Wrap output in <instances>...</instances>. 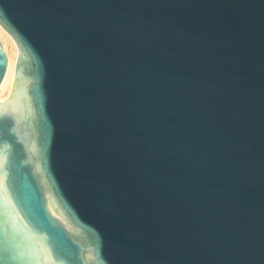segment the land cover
I'll return each instance as SVG.
<instances>
[{
	"label": "water",
	"instance_id": "obj_1",
	"mask_svg": "<svg viewBox=\"0 0 264 264\" xmlns=\"http://www.w3.org/2000/svg\"><path fill=\"white\" fill-rule=\"evenodd\" d=\"M0 29L8 264H264V0H0Z\"/></svg>",
	"mask_w": 264,
	"mask_h": 264
},
{
	"label": "bare ground",
	"instance_id": "obj_2",
	"mask_svg": "<svg viewBox=\"0 0 264 264\" xmlns=\"http://www.w3.org/2000/svg\"><path fill=\"white\" fill-rule=\"evenodd\" d=\"M0 38L9 58L8 70L0 86V101H4L8 99L13 91L18 49L12 37L2 29H0Z\"/></svg>",
	"mask_w": 264,
	"mask_h": 264
},
{
	"label": "snow or ice",
	"instance_id": "obj_3",
	"mask_svg": "<svg viewBox=\"0 0 264 264\" xmlns=\"http://www.w3.org/2000/svg\"><path fill=\"white\" fill-rule=\"evenodd\" d=\"M24 258V254L22 252H19L16 249L0 246V264H8L9 259L12 261H17L23 260Z\"/></svg>",
	"mask_w": 264,
	"mask_h": 264
}]
</instances>
